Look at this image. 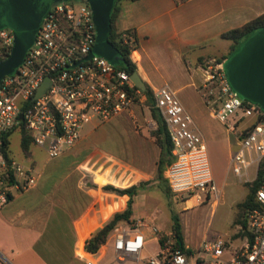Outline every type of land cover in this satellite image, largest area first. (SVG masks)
Instances as JSON below:
<instances>
[{
	"label": "built area",
	"instance_id": "1",
	"mask_svg": "<svg viewBox=\"0 0 264 264\" xmlns=\"http://www.w3.org/2000/svg\"><path fill=\"white\" fill-rule=\"evenodd\" d=\"M12 43V31L1 29L0 61L9 55ZM94 43V23L85 0L53 3L22 64L0 81V207L10 192L29 190L38 177L30 167L5 157L3 139L16 126L21 124L33 144L52 159L79 140L85 123L93 119L104 122L121 113L133 114V106L142 103V90L118 65L98 56L83 60ZM224 60L212 57L201 64V87L205 90L202 96L211 115L236 133L237 149L230 158L231 169L250 182L264 156V119L251 128L250 123L239 122L264 116V111L253 104L242 106L244 100L232 90L224 75ZM47 77L49 85L36 96ZM152 97L172 143V160L164 169L171 192L190 201H198L201 193L206 198L211 192L217 193L206 143L191 127V115L168 86L155 88ZM230 118L232 123L228 122ZM151 126L155 128V121ZM251 166L255 168L253 178L248 175ZM144 227L149 228L159 246L149 256L143 254L147 240ZM246 228L249 235H241V246L231 247L227 238L216 235L204 236L195 248L185 245L181 249L175 246L171 231L162 234L157 226L136 219L109 234L112 258L119 264L144 260L145 264H264V181L256 190L254 206L246 213ZM96 252L91 253L86 264H101ZM225 252L229 255L225 256Z\"/></svg>",
	"mask_w": 264,
	"mask_h": 264
},
{
	"label": "crops",
	"instance_id": "2",
	"mask_svg": "<svg viewBox=\"0 0 264 264\" xmlns=\"http://www.w3.org/2000/svg\"><path fill=\"white\" fill-rule=\"evenodd\" d=\"M262 13L264 0H132L122 3L116 17L119 31L136 34L131 57L151 96L161 86L175 92L191 115V127L206 143L209 162V142H213L210 151L229 156L237 149V137L222 122L217 133L203 122L202 112L209 108L199 90L201 64L226 54L230 41L221 33ZM144 91L133 114L121 113L104 122L93 119L82 126L79 140L63 154L49 158L38 171L33 163L28 166L38 175L36 184L21 193L10 192L0 207V264H86L92 256L85 248L86 240L127 206L129 196L115 189L138 185L143 176L144 181L154 179L148 185L159 183L155 175L159 148L152 142L155 150L150 158L145 146L154 120L143 100ZM165 183L168 186L166 179ZM155 199L145 187L140 188L133 197L130 220L119 227L136 219L162 227L156 224L160 216ZM143 230L150 242L151 231ZM107 240L96 252L101 264H105ZM199 241L191 246L184 238L190 248ZM110 251L112 259L111 247ZM151 252L144 248L143 254Z\"/></svg>",
	"mask_w": 264,
	"mask_h": 264
},
{
	"label": "rangeland",
	"instance_id": "3",
	"mask_svg": "<svg viewBox=\"0 0 264 264\" xmlns=\"http://www.w3.org/2000/svg\"><path fill=\"white\" fill-rule=\"evenodd\" d=\"M227 52L228 50L226 53ZM217 57H222V55ZM199 90L201 94L205 91L201 86ZM182 101L184 100L182 99ZM209 110L210 109L203 110V122L213 133L221 132L223 124L215 117H212ZM251 121L252 118L250 117L247 118L245 122H239V124L244 125ZM228 122L232 123V118H230ZM8 138L11 155L13 159L20 164L28 167L33 163L35 171H38L42 164L49 159L44 149L33 143L29 147L30 155L26 156L21 149L20 133L17 129L11 131ZM152 142H154V140L151 137L145 144L150 158L154 156L153 153L155 150ZM212 144L213 142H209L210 167L213 176V184L217 189V193L211 192L208 198L201 193L198 201L179 199L176 196H172L171 192L165 191L167 188L165 181L162 180L158 184L154 183L153 185H148V182L154 179L144 181V176L139 178L136 183L144 182L143 187L147 190L148 195H152L158 199V201L155 199V203L159 206L158 214L160 216V222L158 220L156 224H164L162 227H158L162 234L170 232V215L171 212L174 211L177 212L181 218L184 238L188 244L191 245V242L195 244L203 235L207 237L220 235L227 238L231 247L241 246L243 237L239 233V225L233 224V221L238 212L237 203L245 197L247 186L243 180L244 177L241 178L234 174L231 169L230 158L235 150H233V152L231 151V155L229 156L219 157L216 152L213 150L210 151ZM248 175L250 178L254 177L255 168L253 166L248 168ZM146 236L145 251L147 253L151 251V253H154L155 249H157V245L154 241L156 237L152 236L151 241L148 242V235L146 234ZM110 247L111 239H108L103 249L107 251L104 257L105 264H119V262L113 258L110 259ZM100 254L102 255L103 253ZM227 255H229V253L225 252V256ZM146 256H148V254H146ZM144 262H139L138 264H145ZM125 264L135 263H133V261H127Z\"/></svg>",
	"mask_w": 264,
	"mask_h": 264
},
{
	"label": "water",
	"instance_id": "4",
	"mask_svg": "<svg viewBox=\"0 0 264 264\" xmlns=\"http://www.w3.org/2000/svg\"><path fill=\"white\" fill-rule=\"evenodd\" d=\"M61 1L66 0H0V30L8 28L13 33L10 53L0 61V81L6 75H12L22 64L51 4ZM85 1L91 9L95 43L83 60L98 56L112 65H119L122 60L120 53L108 40L110 14L115 0ZM223 72L240 98L264 111V26L252 33L238 50L224 60ZM129 77L136 87L146 90L136 71ZM49 83V78H45L36 96L43 93ZM18 118L22 119V115L19 114Z\"/></svg>",
	"mask_w": 264,
	"mask_h": 264
},
{
	"label": "trees",
	"instance_id": "5",
	"mask_svg": "<svg viewBox=\"0 0 264 264\" xmlns=\"http://www.w3.org/2000/svg\"><path fill=\"white\" fill-rule=\"evenodd\" d=\"M125 1L132 0H115L113 9L110 14V32L108 35L109 42L118 49L122 60L120 61L118 68L124 70L128 75L132 72L136 71V65L131 57V52L137 46V37L134 30H124L119 31L116 27V17L121 9V5ZM183 1V0H180ZM264 26V13L254 17L253 19L245 22L241 26L229 29L223 33H221L220 37L230 41V45L228 48V52L219 59H225L232 55L241 45V43L247 39L252 33L258 30L260 27ZM146 98H143L144 102L150 106V114L153 120L156 123L155 128H152L150 131V136L156 143L159 148V157L156 161V179L158 182L162 180L165 181L163 176V171L165 167L171 162V150L172 143L169 138V134L162 119L161 115L157 111L156 108L153 107L152 104V96L150 88H146L144 91ZM212 97V96H211ZM252 103L249 101H243V107L247 108L251 106ZM260 119H264V116H258L250 122V128L256 124ZM18 130L20 133V145L22 151L26 156L29 155V147L33 143L30 134L23 128L20 124L16 126L12 131ZM3 152L7 159L13 158L9 148V138L5 137L3 139ZM264 181V156L260 160L255 178L250 182H245L247 186V193L245 197L237 203L238 212L233 221V224H237L240 226L239 233L240 235L247 234L249 232L246 228V213L248 210L254 206L255 204V193L256 190L260 187L262 182ZM144 185L143 182L138 185H131L125 189H115L120 194H127L129 199L127 201V206L122 212H116L110 221L98 229L89 239L86 240L85 248L88 252L94 253L96 252L103 244H105L109 234L112 230L117 228L120 223L130 220L132 215V201L134 195L137 194V191L142 188ZM165 191H169L170 189L167 186ZM172 196H176L174 193H171ZM169 229L174 237L175 246L183 249L184 238H183V228L180 216L177 212L172 211L170 215V225ZM190 249H187L189 252Z\"/></svg>",
	"mask_w": 264,
	"mask_h": 264
},
{
	"label": "flooded vegetation",
	"instance_id": "6",
	"mask_svg": "<svg viewBox=\"0 0 264 264\" xmlns=\"http://www.w3.org/2000/svg\"><path fill=\"white\" fill-rule=\"evenodd\" d=\"M226 59V58H225Z\"/></svg>",
	"mask_w": 264,
	"mask_h": 264
}]
</instances>
